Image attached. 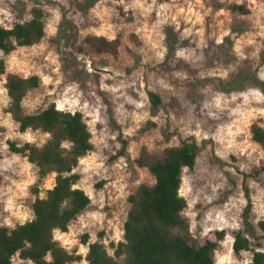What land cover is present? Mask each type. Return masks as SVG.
Wrapping results in <instances>:
<instances>
[{
	"label": "clouds",
	"instance_id": "clouds-1",
	"mask_svg": "<svg viewBox=\"0 0 264 264\" xmlns=\"http://www.w3.org/2000/svg\"><path fill=\"white\" fill-rule=\"evenodd\" d=\"M0 34V233L48 245L0 264L264 258V0H0ZM162 180L163 247L137 252Z\"/></svg>",
	"mask_w": 264,
	"mask_h": 264
},
{
	"label": "trees",
	"instance_id": "trees-1",
	"mask_svg": "<svg viewBox=\"0 0 264 264\" xmlns=\"http://www.w3.org/2000/svg\"><path fill=\"white\" fill-rule=\"evenodd\" d=\"M32 29H38V26L33 25ZM18 33L25 36L31 35L28 30L19 28ZM5 35L6 34H0V47L3 46L2 41ZM32 83L35 85L36 81L33 80ZM11 86L16 91L23 89V83L20 81H11ZM45 118L49 121L54 120L55 114H46ZM75 131L76 130L74 129L73 132L75 133ZM258 138L264 139V137H260L259 133ZM185 151L187 152V149ZM48 158V155H45L44 159ZM161 193H164V195H160ZM135 205L136 206L134 208L133 214L130 213L131 223L126 225V227L129 230V237L133 241L136 251L143 252L149 248L161 249L163 247V241L160 234H158L155 229L147 225H150L153 219V214H155V216L159 217L161 220H164L165 218L171 219V205L167 199V186L165 185L164 181L162 180L161 185L156 190V192H143L139 199L135 201ZM52 218H54V216ZM48 219V216L42 215V221L46 222ZM23 236H30L37 246L43 243L44 247H48L46 241H43L39 225H31L28 229H22L21 232L16 235V239L14 241L5 239L3 234L0 233V247L5 248L7 251H12L19 244L20 239ZM239 246L240 245L238 244V247ZM183 251L185 255H191V250L185 248ZM95 254L96 250L94 249V255ZM33 255H39V251L34 252ZM261 260H264V258L258 256L257 264H260ZM57 264H63V257L60 254L57 255ZM194 264H203L202 254L197 256V261H195Z\"/></svg>",
	"mask_w": 264,
	"mask_h": 264
},
{
	"label": "rangeland",
	"instance_id": "rangeland-1",
	"mask_svg": "<svg viewBox=\"0 0 264 264\" xmlns=\"http://www.w3.org/2000/svg\"><path fill=\"white\" fill-rule=\"evenodd\" d=\"M84 49L83 48H81V51H83Z\"/></svg>",
	"mask_w": 264,
	"mask_h": 264
}]
</instances>
